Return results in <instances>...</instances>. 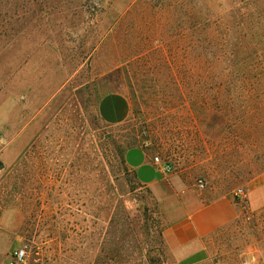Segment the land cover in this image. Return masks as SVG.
Masks as SVG:
<instances>
[{
	"label": "rangeland",
	"instance_id": "1",
	"mask_svg": "<svg viewBox=\"0 0 264 264\" xmlns=\"http://www.w3.org/2000/svg\"><path fill=\"white\" fill-rule=\"evenodd\" d=\"M113 93L131 105L114 126ZM221 198L232 224L168 247L183 206ZM20 249L23 264H264V0H0V264Z\"/></svg>",
	"mask_w": 264,
	"mask_h": 264
},
{
	"label": "crops",
	"instance_id": "2",
	"mask_svg": "<svg viewBox=\"0 0 264 264\" xmlns=\"http://www.w3.org/2000/svg\"><path fill=\"white\" fill-rule=\"evenodd\" d=\"M99 114L104 123L108 125L122 124L131 114L129 99L119 93L106 95L99 104ZM158 174L159 179H154L149 183L154 190H157L166 180L162 173L158 172ZM206 201H201L197 205L189 203L183 206L182 217L176 219L165 235L168 247L176 250L196 243L200 245L203 239L215 235L235 221L236 206L232 199L221 198L213 202Z\"/></svg>",
	"mask_w": 264,
	"mask_h": 264
},
{
	"label": "built area",
	"instance_id": "3",
	"mask_svg": "<svg viewBox=\"0 0 264 264\" xmlns=\"http://www.w3.org/2000/svg\"><path fill=\"white\" fill-rule=\"evenodd\" d=\"M155 164L157 167H160L161 170L164 172V173H168L170 174L172 172V166L167 164V163H163L160 158H156L155 159ZM199 188L200 190H204L205 189V184L204 182H200L199 183ZM236 197L240 198V199H243L245 197V194H244V191L243 190H239L236 192ZM26 260V252L25 250L23 249H20L18 251H16L13 259L11 260V263L10 264H23Z\"/></svg>",
	"mask_w": 264,
	"mask_h": 264
},
{
	"label": "trees",
	"instance_id": "4",
	"mask_svg": "<svg viewBox=\"0 0 264 264\" xmlns=\"http://www.w3.org/2000/svg\"><path fill=\"white\" fill-rule=\"evenodd\" d=\"M211 54L214 57V61L216 60L218 63L219 62H222L223 59H227V61L230 62L234 58H237L238 57L239 59L240 58L241 59H244V58H246V56H248V53L246 55L242 56L244 53H243V51H240V50L235 51V52H232V51L227 52V51H222L219 48L216 49V51L213 50V53H211ZM236 55H237V57H236Z\"/></svg>",
	"mask_w": 264,
	"mask_h": 264
}]
</instances>
